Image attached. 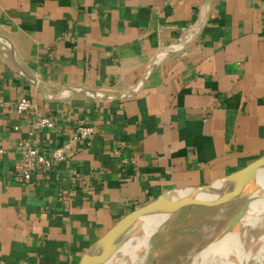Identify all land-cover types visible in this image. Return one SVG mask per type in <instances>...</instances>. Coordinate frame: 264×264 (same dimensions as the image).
Wrapping results in <instances>:
<instances>
[{"label": "crops", "instance_id": "1", "mask_svg": "<svg viewBox=\"0 0 264 264\" xmlns=\"http://www.w3.org/2000/svg\"><path fill=\"white\" fill-rule=\"evenodd\" d=\"M25 142L70 147L25 181ZM263 156L264 0H0V264H81L162 194ZM190 208L216 207L173 218Z\"/></svg>", "mask_w": 264, "mask_h": 264}, {"label": "water", "instance_id": "2", "mask_svg": "<svg viewBox=\"0 0 264 264\" xmlns=\"http://www.w3.org/2000/svg\"><path fill=\"white\" fill-rule=\"evenodd\" d=\"M176 49L177 47L168 48L158 53L149 65L147 71L152 68V64L157 61L160 56ZM141 86L142 83L134 89V91L120 95H106L82 89L75 90L74 92L83 93L96 99H123L132 96ZM67 92H70V90L63 91L62 93ZM263 182L264 156L247 167L208 185L168 191L159 196L155 201L120 220L115 227L86 253L81 264H111L121 247L134 235L139 233L145 221L152 218L160 220L146 239V249H144L145 247L138 248V251H140L138 254H141L140 258H142L147 251L152 237L155 236L181 209L191 206L218 207L236 201H243L244 203L236 215L226 224L216 238L198 253V257L194 261V264L207 263L210 259L208 258L209 254L213 248L217 247L220 243L224 244L227 240H232L233 236L239 235L243 222L251 218L250 211L252 207L258 208L259 206L261 213H264ZM231 244H233L234 247L233 252L239 256V259H242L241 264H248L249 258L244 251L245 244L243 241L240 239ZM238 256L230 255L227 259H221L227 264H237Z\"/></svg>", "mask_w": 264, "mask_h": 264}, {"label": "rangeland", "instance_id": "3", "mask_svg": "<svg viewBox=\"0 0 264 264\" xmlns=\"http://www.w3.org/2000/svg\"><path fill=\"white\" fill-rule=\"evenodd\" d=\"M243 203L236 201L212 209L190 208L180 212L152 237L142 264H194L198 253L216 238ZM248 231L252 232L250 228ZM261 237H264V227L253 236ZM247 246L250 249L252 242L246 239L245 248ZM253 248L255 252L258 249Z\"/></svg>", "mask_w": 264, "mask_h": 264}, {"label": "bare ground", "instance_id": "4", "mask_svg": "<svg viewBox=\"0 0 264 264\" xmlns=\"http://www.w3.org/2000/svg\"><path fill=\"white\" fill-rule=\"evenodd\" d=\"M264 186V182L262 183ZM264 188V187H263ZM260 207L254 208L252 207L249 220L243 222L244 228H241L242 231H240L238 236H233L232 240H227L223 243H220L217 247L213 248L209 254L210 258L207 263L204 264H227L226 262H223L222 259H227L230 255H236V253L233 252V242L238 241L241 239L243 243L245 244V240L252 242V247L249 249L247 246L244 251L246 252L248 256V260L251 262L253 261V264H263L264 261V237L261 238H253L255 231L258 229L264 227V213H261ZM158 219V218H157ZM160 219L156 220L154 218L147 220L144 222L143 228L139 231L138 234L134 235L129 241H127L121 249L117 252L116 256L114 257L111 264H142L144 256L142 258L141 254H138L140 251H138L139 247L146 249L145 243L146 239L148 238L151 230L154 228V226L159 222ZM249 228L252 230L250 233L248 230ZM242 232V233H241ZM240 236V237H239ZM248 243V242H247ZM228 247H227V246ZM253 246L258 248L257 251H254ZM198 257V256H197ZM195 258V260L197 259ZM222 258V259H221ZM238 263H242V259H239L238 256Z\"/></svg>", "mask_w": 264, "mask_h": 264}, {"label": "built area", "instance_id": "5", "mask_svg": "<svg viewBox=\"0 0 264 264\" xmlns=\"http://www.w3.org/2000/svg\"><path fill=\"white\" fill-rule=\"evenodd\" d=\"M15 110L18 114H24L28 111H34L33 130L38 131L43 128L52 129L54 123L52 119L46 117L35 111L34 106L30 99L22 97L16 104ZM93 128L79 127L74 130V141L89 139L93 135ZM69 145L54 148L48 151L47 154L41 153L37 147L29 142L21 143L20 150L22 156L23 167L21 176L25 181H29L30 173L34 169L50 171L55 164L62 162L66 159V152L69 150Z\"/></svg>", "mask_w": 264, "mask_h": 264}]
</instances>
